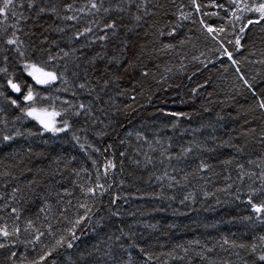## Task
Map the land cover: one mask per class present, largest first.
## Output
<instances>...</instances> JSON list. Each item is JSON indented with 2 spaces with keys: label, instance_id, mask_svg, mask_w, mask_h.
Returning a JSON list of instances; mask_svg holds the SVG:
<instances>
[{
  "label": "trees",
  "instance_id": "trees-1",
  "mask_svg": "<svg viewBox=\"0 0 264 264\" xmlns=\"http://www.w3.org/2000/svg\"><path fill=\"white\" fill-rule=\"evenodd\" d=\"M96 3L17 0L0 24V264H264V0ZM28 85L66 131L24 115Z\"/></svg>",
  "mask_w": 264,
  "mask_h": 264
},
{
  "label": "snow or ice",
  "instance_id": "snow-or-ice-1",
  "mask_svg": "<svg viewBox=\"0 0 264 264\" xmlns=\"http://www.w3.org/2000/svg\"><path fill=\"white\" fill-rule=\"evenodd\" d=\"M91 2V8L92 9H96L97 11L100 10V8L98 7L96 0H90ZM232 3L236 4L237 0H231ZM17 3V0H0V24H3L9 17V15H15L14 9H15V5ZM35 3V0H29V4L28 7L31 8L33 7ZM193 3H195V0H193ZM245 7H247V5H245ZM73 5L72 4H68L66 5V10H72ZM237 10H242L239 8V5L237 4ZM256 11L257 13H259V19L256 21H251L249 20L248 23H259L260 20H264V3H261L258 7H256L255 9H249V11ZM45 11V9L41 8L40 12L43 13ZM81 11H83V9H81ZM197 11H199V6H197ZM233 16H236V13L233 12L232 13ZM237 19H240V17H236ZM65 19L67 20H74L77 19V17L69 15L66 16ZM106 27L108 28H114L115 25L114 24H108L106 25ZM0 31H6L5 29H0ZM92 29L91 28H85L84 32H81L78 34L79 35H85L88 32H91ZM208 31L211 33L214 31L213 28L209 27ZM220 31H223V28L220 29ZM241 32L244 31V28L242 27L240 29ZM13 37H15V32H13ZM215 38V37H214ZM99 39L103 40L106 39V37L101 36L99 37ZM240 37L236 38V45L239 46L240 45ZM7 43L9 45L12 44H16L17 43V39L12 38V39H8ZM17 50L19 51V48H17ZM225 52L227 53V49H225ZM228 54V58L231 59V53H227ZM21 55H23V53H21ZM65 55H67V53H65ZM51 59V57H50ZM233 63H235V61H233ZM25 70L27 71V75L30 76L32 78L33 81H35V84L37 85H50L55 83L58 79H62V75H58L55 71H50L47 70V68L44 65H38L35 63H26L24 65ZM6 69H0V72H6ZM8 85L10 86V88L15 92V93H20L22 91L21 89V85L18 83L13 82L11 79L8 80ZM81 87H83V85H81ZM39 94L38 93H34L33 87L32 85H28L27 87V91L26 94L23 96V100L25 101L26 104H28L27 108H22L21 111L24 113V115H26L27 117L32 118L33 120H35L37 123H39L42 128L47 131V132H51L53 134L56 133H60V132H64L68 129V122L65 120L63 121V127H58L57 126V121H56V117H58L61 113L55 110H49L48 107H37V96ZM41 98H45V97H41ZM11 103L17 107H19V105L17 104V102L15 100H12ZM260 108H264V101H262L259 105ZM81 108H83V105H81ZM77 115H79V113H76ZM21 133L17 132V135H20ZM14 139V137L12 136H4L3 140H11ZM108 167H114V165L109 162ZM97 187H103L102 185H97ZM89 192L92 193L93 195H95V192L93 189H89ZM249 205H251V209L252 211H254L255 213H257V219H260L261 216L260 214H264V201H262L261 203L257 204L254 203L253 200L251 199V197L248 200ZM87 212H90L91 209L88 208L86 210ZM84 219H88L87 215L81 217L80 219L76 220V224L79 225L82 220ZM264 222V221H262ZM9 232L7 231V229H0V235H3L4 237L9 236ZM72 236V240H76L78 239V236L76 235V233L73 231L71 233ZM260 239L262 241H264V237H260ZM227 242V241H225ZM66 243V246L68 248H71L72 242L71 241H65V238H61L59 240H57V246H64ZM0 247H3L2 244H0ZM241 247H244V245H241ZM256 246L253 245L252 246V250L253 252H255ZM53 251H55V249H53ZM49 255H51V253H49ZM41 259H44V257H42ZM258 259L260 261H264V254L259 255Z\"/></svg>",
  "mask_w": 264,
  "mask_h": 264
},
{
  "label": "rangeland",
  "instance_id": "rangeland-1",
  "mask_svg": "<svg viewBox=\"0 0 264 264\" xmlns=\"http://www.w3.org/2000/svg\"><path fill=\"white\" fill-rule=\"evenodd\" d=\"M31 78V77H30ZM32 79V78H31ZM51 111V110H50ZM30 118V117H29ZM30 119H32V118H30ZM33 120V119H32ZM35 121V120H34ZM36 122V121H35ZM37 123V122H36ZM39 126H41L39 123H37ZM42 127V126H41ZM43 129V128H42ZM44 130V129H43ZM45 131V130H44ZM45 132H47V131H45ZM49 133H51V132H49Z\"/></svg>",
  "mask_w": 264,
  "mask_h": 264
},
{
  "label": "water",
  "instance_id": "water-1",
  "mask_svg": "<svg viewBox=\"0 0 264 264\" xmlns=\"http://www.w3.org/2000/svg\"><path fill=\"white\" fill-rule=\"evenodd\" d=\"M33 81V80H32ZM33 82H35V81H33Z\"/></svg>",
  "mask_w": 264,
  "mask_h": 264
}]
</instances>
